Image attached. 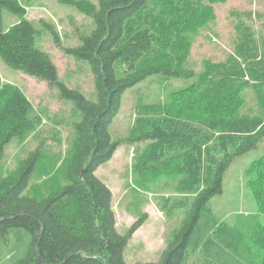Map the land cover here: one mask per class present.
Masks as SVG:
<instances>
[{
  "label": "trees",
  "instance_id": "obj_1",
  "mask_svg": "<svg viewBox=\"0 0 264 264\" xmlns=\"http://www.w3.org/2000/svg\"><path fill=\"white\" fill-rule=\"evenodd\" d=\"M202 1L99 0L97 8L86 0L75 3L95 24L81 46L68 50L91 67L97 100L90 101L58 81L49 56L35 48L30 21L21 18L3 29L4 10L23 16L25 9L18 0H0L1 59L57 87L81 112L64 184L43 199L25 194L37 168L35 157L0 182V264H129L123 253L143 219L126 235L117 232L111 190L95 170L119 146L109 125L122 94L154 74L189 75L180 67L187 43L178 37L211 19L209 4L224 0ZM249 85L258 87L264 105V50L241 24L232 57L207 63L191 94L182 91L167 104L136 106L129 140L148 144L135 172L144 178L181 176L178 192L185 197L179 205L186 199L190 209L156 262L133 264H187L193 253L200 264H264V156L247 171L256 213L229 224L210 206L222 192L230 163L256 148L264 134L263 117L238 114L240 92ZM29 105L19 89L0 86V158L5 145L30 128Z\"/></svg>",
  "mask_w": 264,
  "mask_h": 264
},
{
  "label": "rangeland",
  "instance_id": "obj_2",
  "mask_svg": "<svg viewBox=\"0 0 264 264\" xmlns=\"http://www.w3.org/2000/svg\"><path fill=\"white\" fill-rule=\"evenodd\" d=\"M25 9L23 16L4 10V30L21 18L30 21L35 30V48L46 53L57 70V79L67 88L96 101L94 75L89 63L78 59L69 49L82 45V38L95 29L90 14L77 8L79 0H18ZM95 8L99 0H86ZM202 4H209L205 0ZM212 18L183 32L180 40L187 43L186 56L180 67L186 74L168 77L154 74L121 96L117 114L109 125V132L119 146L112 157L95 170V176L112 193V209L116 230L126 235L130 226L143 219L141 226L129 238L123 257L129 263L156 262L161 251L180 228L190 209V203L178 192L181 176L156 175L141 177L133 165L148 141H131L130 130L139 104H167L173 96L189 89L197 81L207 63L223 62L234 54L237 28L244 24L254 32L259 51L264 50V0H224L209 4ZM184 36V37H183ZM179 40V41H180ZM11 86L29 101L27 120L31 126L5 145L0 158V182L18 173L25 162L36 158L37 168L25 194L46 198L65 183L64 167L76 142L75 124L81 112L75 104L62 97L57 87L21 70L8 66L0 57V86ZM258 87L249 85L240 92L239 115H259L264 118V105ZM264 156V134L256 148L236 157L223 175L222 192L210 202L213 214L220 220L234 224L238 218L257 212L247 171L252 162ZM250 217V216H249ZM198 253L190 255L187 264H200Z\"/></svg>",
  "mask_w": 264,
  "mask_h": 264
}]
</instances>
